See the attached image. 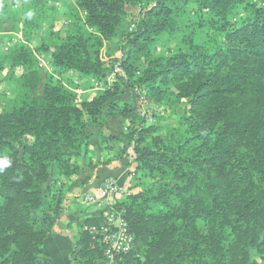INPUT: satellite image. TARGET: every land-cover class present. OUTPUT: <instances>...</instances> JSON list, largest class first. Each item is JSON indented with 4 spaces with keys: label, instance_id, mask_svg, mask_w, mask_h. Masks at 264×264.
<instances>
[{
    "label": "trees",
    "instance_id": "16d2710c",
    "mask_svg": "<svg viewBox=\"0 0 264 264\" xmlns=\"http://www.w3.org/2000/svg\"><path fill=\"white\" fill-rule=\"evenodd\" d=\"M74 2L87 14L76 12L62 38L55 24L37 31L46 0H23L18 12L0 0V30L22 25L25 39L0 64H9L21 89L13 109L0 112V158L10 161L0 169V264H55L45 244L70 212L71 184L88 166L123 161L131 147L137 190L119 209L133 248L107 262L90 233L105 213L80 211L71 264H264V0ZM136 5L143 17L121 47L127 79L88 99L67 89L59 76L68 71L107 78L101 47ZM165 36L177 46L156 56L151 45ZM36 39L38 52L51 53L55 75L38 73ZM123 83L155 103L174 97L187 112L163 133L122 96ZM115 117L123 130L103 132L98 154L87 129Z\"/></svg>",
    "mask_w": 264,
    "mask_h": 264
},
{
    "label": "rangeland",
    "instance_id": "374dc122",
    "mask_svg": "<svg viewBox=\"0 0 264 264\" xmlns=\"http://www.w3.org/2000/svg\"><path fill=\"white\" fill-rule=\"evenodd\" d=\"M7 4L13 8L15 11H20L24 6L23 0H6ZM25 1V0H24ZM47 2V17H43L41 21L40 29L37 31L42 34H45L51 24H55V30L59 31L62 38H66V35L71 31L72 24L76 18V12L82 17L85 18L87 12L84 9L73 8L75 4L74 0H46ZM194 3L188 7L187 14L192 15L194 9ZM142 8L140 5L131 6L127 8V14L123 17L120 26L117 29L116 35L112 39H105L103 46L101 47L100 56L102 61L105 63L108 68L107 78L103 81H99L96 79L88 78L81 75L79 72L68 71L59 76V78L63 81V84L67 89L75 91L81 98H92L98 94V92L107 89L109 86H113L115 82L119 84V76L127 79L125 70L122 68L121 64L124 60V51L121 49L122 45L126 43V40L129 38L130 34L136 30L137 26L141 22L143 17ZM97 35H100L96 29H90ZM198 41L200 43L205 44L207 42V37L203 33H198ZM23 28L22 25L18 30L14 31H1L0 30V64L3 63L2 56L5 53H8L15 45L20 42H24ZM32 47L35 50V54L39 61V67L37 69L38 73L41 76H44L47 73L56 74L55 67L52 62V55L50 52H38L37 47L40 46L38 40H33L30 42ZM177 46L176 38H169L165 36L162 40H158L151 45V51L156 56H160L163 53L170 54L174 51ZM142 63V62H141ZM10 71L9 64L3 69H0V112L9 110L11 111L14 106V102L20 98L21 89L18 87V80L16 78H12L11 80L8 77V73ZM126 85L120 84V90L123 91L122 96L126 98L128 101L132 102L134 106H138L140 108L141 116L146 119V123L149 125H159L163 128L162 132H166L167 126L177 127L179 122H181L182 116L187 112V108L183 104L180 105L176 98L172 97L167 98L169 105L155 103V100H152L147 96L146 92L140 93V90L136 88L132 91L126 90ZM173 87V86H172ZM175 88V87H174ZM127 91L126 93H124ZM171 101V104H170ZM181 102L185 103L186 99H182ZM119 118V117H118ZM121 119V120H120ZM111 120V121H110ZM111 118H108L104 124L101 126L102 130L105 134L118 133L120 125L123 124L124 120L119 118L117 121L113 122ZM121 121V122H119ZM126 121V120H125ZM121 123V124H120ZM126 123H129L126 121ZM100 136L99 130H95L92 133V141H97ZM99 140V139H98ZM131 157L125 158L124 165L126 168L130 169L129 172L134 170V156H133V147L130 148ZM101 150L99 148L98 154H101ZM123 160V161H124ZM119 165V162L114 163ZM128 172V173H129ZM131 175V174H130ZM134 179L135 176H130V179L126 181V187L130 190V195L134 193L137 189L134 188ZM94 192L95 189H91ZM90 192V191H89ZM130 195H124L122 197L114 199L109 206L103 207L100 212H104L107 216L111 207L119 206L122 199L129 197ZM76 198L74 204L71 208L76 209L79 214L80 211H83V214H87L88 212H96L99 207L88 204L84 201V194L73 197ZM98 212V213H100ZM64 220V221H63ZM62 220V223H68V220L65 218ZM66 221V222H65ZM72 227V226H71ZM77 227V226H76ZM74 231V232H73ZM72 233L76 235L78 233V228L72 227ZM55 243L51 242V239L46 241L45 250L46 257L54 262L51 258L58 261V256L56 257V250L54 248ZM66 257V256H65ZM68 258V257H67ZM71 258V257H70ZM108 262V259L106 257ZM71 261V259H70ZM68 262V259H67ZM55 263V262H54ZM69 263V262H68ZM56 264V263H55Z\"/></svg>",
    "mask_w": 264,
    "mask_h": 264
},
{
    "label": "crops",
    "instance_id": "0c3cea01",
    "mask_svg": "<svg viewBox=\"0 0 264 264\" xmlns=\"http://www.w3.org/2000/svg\"><path fill=\"white\" fill-rule=\"evenodd\" d=\"M114 120L113 122L117 121L119 118H111ZM121 120V119H120ZM111 121V120H110ZM121 122V121H119ZM104 124V123H103ZM121 124V123H120ZM95 130H99L100 136L99 140L97 141H92L95 145L98 146V151L99 148L102 151V147L100 146V138L101 135L103 134V130L101 125H94L91 126L87 129L88 134L92 136V133L95 132ZM123 130V124L120 125V128L118 130V133H112L114 135H119L121 134ZM109 134V132H107ZM93 140V139H92ZM130 155L129 157H131ZM125 160L119 162V165L113 164L107 167H99V168H91V167H86L79 178L73 181V183L70 186V195L73 197H76L78 195H83L89 191H93L91 189H96V187L102 185V183L107 180V179H114L117 181L118 184L126 186V181L127 179H130V174L132 172H129L130 169L124 165ZM133 171V170H132ZM129 172V173H128ZM76 198H74L72 202V206L74 204V201ZM92 213V212H90ZM65 218L68 220V223H62V230L60 232H55L52 233L51 235V242H54V248L56 250V257L58 256V261L53 259L52 260L56 264H71L70 257L75 249V244L72 240V236L74 233H72V227L73 230L74 228L76 229L77 227V221H78V213L76 209L71 208L70 212L65 216ZM64 218V219H65ZM64 221V220H63ZM66 222V221H65ZM70 225L71 228L67 229L68 226ZM74 232V231H73ZM66 256V257H65ZM68 257V258H67ZM68 259V262H67Z\"/></svg>",
    "mask_w": 264,
    "mask_h": 264
},
{
    "label": "built area",
    "instance_id": "2783aa9c",
    "mask_svg": "<svg viewBox=\"0 0 264 264\" xmlns=\"http://www.w3.org/2000/svg\"><path fill=\"white\" fill-rule=\"evenodd\" d=\"M130 176H134V173H131ZM125 194L127 196L130 195L128 187L118 184L114 179H107L102 185L96 187L94 192L85 193L84 201L99 207L96 212H92L97 213L103 207L109 206L114 199L122 197ZM106 217V222L99 226H92L90 233L95 237H99L102 241L108 262L112 263L116 256L126 253L133 248L134 239L129 231L124 211L119 209V206L115 208L111 207Z\"/></svg>",
    "mask_w": 264,
    "mask_h": 264
},
{
    "label": "clouds",
    "instance_id": "9594fccd",
    "mask_svg": "<svg viewBox=\"0 0 264 264\" xmlns=\"http://www.w3.org/2000/svg\"><path fill=\"white\" fill-rule=\"evenodd\" d=\"M10 165V161L5 158H0V169L6 168Z\"/></svg>",
    "mask_w": 264,
    "mask_h": 264
}]
</instances>
